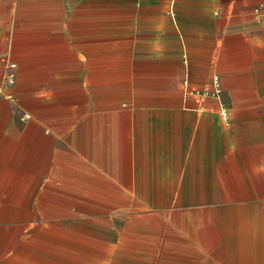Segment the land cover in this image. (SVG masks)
Masks as SVG:
<instances>
[{
  "label": "crops",
  "instance_id": "crops-1",
  "mask_svg": "<svg viewBox=\"0 0 264 264\" xmlns=\"http://www.w3.org/2000/svg\"><path fill=\"white\" fill-rule=\"evenodd\" d=\"M263 206L264 0H0V264H264Z\"/></svg>",
  "mask_w": 264,
  "mask_h": 264
},
{
  "label": "rangeland",
  "instance_id": "rangeland-1",
  "mask_svg": "<svg viewBox=\"0 0 264 264\" xmlns=\"http://www.w3.org/2000/svg\"><path fill=\"white\" fill-rule=\"evenodd\" d=\"M228 199H229L228 197H221L220 198L219 211H220V215L222 217V224L224 223L225 217L229 213V211L235 210V209H232V206H231L232 203L230 204ZM262 208L264 210V206ZM241 209H244V208H241ZM257 209L255 211H257ZM210 210H213V209L211 208ZM241 213H242L241 215H243L245 218H249V217L255 215V212H253L251 214V213H247V212L243 211ZM210 215H214V213H211ZM216 215H217V213H216ZM245 239L247 241V243H246L247 252L255 253V252L261 251L264 255V227H262L259 230H255V229L254 230H247ZM202 244H203V247L209 248V249H214V250H217L218 252H223L224 249L226 248L225 240L223 239L222 236H220L219 238L213 239L212 243L210 241H206V242L204 241V243H202ZM256 263L257 262H255V261L253 262V264H256ZM263 263H264V261H263Z\"/></svg>",
  "mask_w": 264,
  "mask_h": 264
},
{
  "label": "built area",
  "instance_id": "built-area-1",
  "mask_svg": "<svg viewBox=\"0 0 264 264\" xmlns=\"http://www.w3.org/2000/svg\"><path fill=\"white\" fill-rule=\"evenodd\" d=\"M10 77H11V74L9 75ZM217 86V82H215V87ZM217 91H218V89L216 88V89H214L213 90V94H216L217 93ZM193 92H195V93H197V95H198V97H201L202 96V94H203V91L202 90H200V89H194L193 90Z\"/></svg>",
  "mask_w": 264,
  "mask_h": 264
}]
</instances>
